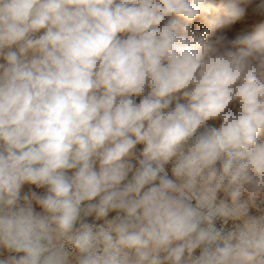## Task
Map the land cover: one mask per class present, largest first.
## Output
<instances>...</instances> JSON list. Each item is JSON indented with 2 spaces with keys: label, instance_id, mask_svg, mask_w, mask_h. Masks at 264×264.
<instances>
[{
  "label": "clouds",
  "instance_id": "9594fccd",
  "mask_svg": "<svg viewBox=\"0 0 264 264\" xmlns=\"http://www.w3.org/2000/svg\"><path fill=\"white\" fill-rule=\"evenodd\" d=\"M215 4L0 0V245L25 254L0 264H68L65 243L79 264H264V215L248 211L264 193V22L234 39L186 35ZM249 7L264 18V0H219L213 30ZM177 93L186 103L172 107ZM25 183L47 186L32 195L47 215L27 196L13 210ZM111 210L125 215L74 230L82 212ZM217 218L242 225L225 233Z\"/></svg>",
  "mask_w": 264,
  "mask_h": 264
},
{
  "label": "rangeland",
  "instance_id": "374dc122",
  "mask_svg": "<svg viewBox=\"0 0 264 264\" xmlns=\"http://www.w3.org/2000/svg\"><path fill=\"white\" fill-rule=\"evenodd\" d=\"M256 2L259 3V0H256ZM218 8H219V0H216V4L214 5L212 10H210L207 13L202 14L200 17H198L195 21H193L189 25V32L186 35L192 36L193 34H195V35L200 36L201 34H204L203 37L205 38L206 42L215 40V38L221 34L227 35L229 39H234L236 35L254 34L256 26L259 23L264 22V18L258 17L255 14H253L251 7H249V9L246 11L245 17L241 21L231 26L225 27V28L213 30L210 22L218 21L223 18L222 12L218 11ZM181 23H184V22L181 21ZM118 35L121 39H126L129 34L120 33ZM237 50L238 49H234V51H237ZM175 97L176 98H174L172 102V107L175 106L177 100H179L180 103H184V102L186 103V101L181 98L180 93L175 94ZM236 108H238V103L234 101L233 104L229 106V110H234ZM212 122L213 124H215L214 127H217V128L219 127V124L221 123V121L219 120L212 121ZM258 139L264 142V134L259 136ZM221 198L231 202V198L227 199L223 196H221ZM247 198H248V194L247 193L243 194L242 199L246 200ZM249 215L261 216V215H264V213L254 212Z\"/></svg>",
  "mask_w": 264,
  "mask_h": 264
},
{
  "label": "built area",
  "instance_id": "2783aa9c",
  "mask_svg": "<svg viewBox=\"0 0 264 264\" xmlns=\"http://www.w3.org/2000/svg\"><path fill=\"white\" fill-rule=\"evenodd\" d=\"M44 30H40V32L38 33H35L34 35L36 36H39L40 34L43 33ZM12 51H18V46L16 45H13L12 48L10 49ZM4 60L2 58V56H0V64H3ZM150 91V90H146L145 92V95L147 94V92ZM143 97L142 96H135L133 97V99H135L137 102H139L140 99H142ZM143 148V145H137L136 146V149L134 150L135 152V157H130V158H126V159H131L132 160V163L138 167V162H137V159L136 158H141L140 157V152ZM171 167L172 165L169 164V165H166V169L169 173V175L171 176L172 173H171ZM131 177L133 178L134 176V170L132 172H129ZM158 183V181H157ZM127 184L125 182V180L121 183V187H123V185ZM148 187V186H146ZM221 196L225 197V198H230V196L227 195V193H225L223 190H221L219 193H218V197L219 199H222ZM248 199V198H247ZM256 202L254 204H250L249 205V214H252L254 212H261V213H264V193H261L258 197L255 198ZM193 203H195V201H193ZM18 204H16L14 207H13V210H17L18 209ZM43 215H47V213H44ZM42 215V216H43ZM108 220V218H103V219H97L96 218V215L95 213H92L91 215L85 217V218H80L76 224L74 225V230L79 228L80 224L81 223H89V224H92L94 226H100V225H105L106 226V221ZM215 225L216 227L218 228H222L223 231L225 233H227L228 231H232V230H235L236 226L237 225H242V221L241 220H232V219H229L227 221V223L225 224L223 222V220L221 218H217V220L215 221ZM176 243H179V242H174L173 246H175ZM203 246V245H202ZM65 250L70 254V255H77V258H76V261L79 262V258L81 257V253H79L76 249H74L70 244H67L65 243ZM16 251L14 250H9L8 249V254H12V253H15ZM201 254V251L199 248L195 249L194 252L192 253V256L193 258H196V257H199V255ZM134 255V253H133ZM166 255V253L164 252H161L160 253V256L161 258L163 259V257ZM187 253H185V257H186ZM186 260V259H185ZM166 264H170V262H166Z\"/></svg>",
  "mask_w": 264,
  "mask_h": 264
},
{
  "label": "crops",
  "instance_id": "0c3cea01",
  "mask_svg": "<svg viewBox=\"0 0 264 264\" xmlns=\"http://www.w3.org/2000/svg\"><path fill=\"white\" fill-rule=\"evenodd\" d=\"M10 49H5L4 51L7 52L9 51ZM3 58V56H2ZM4 60V58H3ZM3 64H6V61L4 60ZM94 167L96 168V170L98 171L99 170V161L96 162V164L94 165ZM76 169H71V170H68L67 171V175L69 177H71L74 173H75ZM132 180V177L130 175V173L128 174V177L125 179V182L128 183ZM33 193H35L37 196H40V197H44L46 195H48V188L47 186H44V187H38L34 184H30V183H25L22 187H21V190H20V198L17 202L18 206L19 207H24L26 205V201L24 199L25 196H27L29 198V200H31V205H32V208L34 210V214H38V215H43L45 212L44 210L36 203V201L32 198V195ZM99 199L100 197H97L95 198L94 200L92 201H84L81 205L82 209L83 208H86L87 205L89 203H98L99 202ZM18 207V208H19ZM124 213L120 210H111L109 211L108 213V216L106 218H108V220H111V219H114V217H121L123 218L124 217ZM89 216V215H88ZM87 216L83 215V212L81 213V219L82 218H85ZM203 247L204 246H201L199 247L200 251L202 252L203 250ZM25 254L23 252H15V253H12V254H8V249L3 247L2 245H0V260H4V261H10L11 258L15 257L16 259H19L20 257L24 256ZM185 259H187V255L185 257ZM68 264H79L78 261H76V258H74L71 263L69 262Z\"/></svg>",
  "mask_w": 264,
  "mask_h": 264
},
{
  "label": "bare ground",
  "instance_id": "6f19581e",
  "mask_svg": "<svg viewBox=\"0 0 264 264\" xmlns=\"http://www.w3.org/2000/svg\"><path fill=\"white\" fill-rule=\"evenodd\" d=\"M204 34H201L200 36H203ZM18 52V51H17ZM31 56H32V54L31 53H28V57L29 58H31ZM185 103V102H184ZM209 126H212V127H214V125L215 124H213V122L211 121V120H209V121H207L206 122ZM203 130V128H201V129H199L198 131H202ZM262 142V141H261ZM115 218V217H114ZM74 258H77V255H69V257H68V263L70 262L71 263V261L74 259Z\"/></svg>",
  "mask_w": 264,
  "mask_h": 264
}]
</instances>
